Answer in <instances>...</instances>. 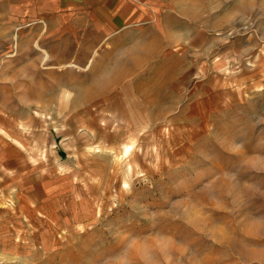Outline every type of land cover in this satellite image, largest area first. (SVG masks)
Here are the masks:
<instances>
[{
  "label": "rangeland",
  "instance_id": "374dc122",
  "mask_svg": "<svg viewBox=\"0 0 264 264\" xmlns=\"http://www.w3.org/2000/svg\"><path fill=\"white\" fill-rule=\"evenodd\" d=\"M185 4L202 40L167 48L50 38L0 3V118L56 134L100 212L0 264H264V0Z\"/></svg>",
  "mask_w": 264,
  "mask_h": 264
},
{
  "label": "crops",
  "instance_id": "0c3cea01",
  "mask_svg": "<svg viewBox=\"0 0 264 264\" xmlns=\"http://www.w3.org/2000/svg\"><path fill=\"white\" fill-rule=\"evenodd\" d=\"M0 3L4 12L19 14V19L45 30L50 38L95 37L112 40L115 46H137L144 41L167 48L202 40L201 12L187 7L185 0ZM99 217L95 197L83 195L75 184L57 135L44 129L24 131L0 118V260L50 251L64 232L93 226Z\"/></svg>",
  "mask_w": 264,
  "mask_h": 264
}]
</instances>
